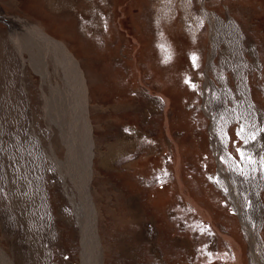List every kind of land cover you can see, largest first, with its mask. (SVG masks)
<instances>
[{"label":"rangeland","instance_id":"rangeland-1","mask_svg":"<svg viewBox=\"0 0 264 264\" xmlns=\"http://www.w3.org/2000/svg\"><path fill=\"white\" fill-rule=\"evenodd\" d=\"M0 14V264H264V0H0ZM131 130L140 150L111 159Z\"/></svg>","mask_w":264,"mask_h":264},{"label":"bare ground","instance_id":"bare-ground-1","mask_svg":"<svg viewBox=\"0 0 264 264\" xmlns=\"http://www.w3.org/2000/svg\"><path fill=\"white\" fill-rule=\"evenodd\" d=\"M1 15V14H0ZM3 15H1V17H2ZM0 17V18H1ZM4 19V18H3ZM16 22V21H15ZM33 27V26H32ZM48 39V38H47ZM46 40V39H45ZM47 42V41H46ZM52 43V42H51ZM55 43V42H54ZM53 45V44H52ZM55 47V46H54ZM53 50V49H52ZM56 51H55V53L56 54H58V56L60 55V57H61V59L63 60V62H64V64L67 66V68H68V72L70 73V75L72 76V79L74 80V82L72 81L71 82V85H72V88H73V90L74 91H76L78 94H76V97L78 96L79 98H78V103H77V105L79 106L80 105V108H82L83 107V100H84V95H85V88H84V84H83V80H82V78H81V75H80V73H79V71H77V69H76V67H75V64H74V62H73V60H72V58H71V56L67 53V51H65L61 46H57V44H56V49H55ZM133 92H136V94H137V90H133ZM152 93V92H151ZM139 94V96H141V98H143L146 102V104L144 105V107L145 106H147L148 108H147V112H149V111H152V110H155V109H157L156 108V102L157 101H160V102H162L163 103V110L165 111V114H166V117H167V114H168V108H167V106L169 107V105H168V100L166 99V98H160L159 99V97H145V95H144V93H138ZM152 95V94H151ZM237 95H240V98L243 96V94H240V92H238L237 93ZM129 96H131V92H130V95ZM239 98V99H240ZM132 101V100H131ZM161 107V106H160ZM155 108V109H154ZM253 111H252V113L254 114V116L256 117V119H257V121H258V127H259V131H261V133H264V114H262V113H260V112H258V111H256L255 109H252ZM80 114V113H79ZM157 114V113H156ZM158 115V114H157ZM152 116V115H151ZM76 117V116H75ZM86 126H87V124H86ZM86 126H84V128L86 127ZM85 129H87V127L85 128ZM129 130V129H128ZM126 131V130H125ZM136 133H137V131H133V130H131L130 131V133H126V132H124L123 134H122V136L119 138V140H118V142H116L115 143V147H113L112 148V150H111V153H110V158L112 159V158H117V157H121V155H123L124 154V156H127V155H132V154H134V153H136V152H138L140 149H135V151H134V149H130L128 152H127V149H126V146H127V143H129V142H133L134 141V139H136L137 138V136H136ZM138 134V133H137ZM82 137V136H81ZM171 139V138H170ZM152 145V144H151ZM134 152V153H133ZM169 154H168V156H164L163 158H165L164 160H168L169 159V157L170 158H176L175 157V151H174V149L172 148L171 150H170V152H168ZM124 156H123V158H124ZM109 158V157H108ZM84 160V159H83ZM108 160V159H107ZM107 160H105V163H107L106 161ZM170 160V159H169ZM88 161V160H87ZM260 161H261V163L264 165V147H261V149H260ZM87 162L85 163V169L87 168ZM125 165V164H124ZM263 175V174H262ZM153 176V174L152 175H150V178ZM149 178V177H148ZM149 178V179H150ZM180 184H181V188H182V190H183V186H182V183L180 182ZM82 199V198H81ZM187 199L188 200H190L189 199V197H187ZM87 202V201H86ZM88 203V202H87ZM192 204H193V202H192ZM86 205V204H85ZM193 206L196 208V210H197V206L195 205V204H193ZM128 208H129V211H130V217H131V221H134L135 223H137V230H136V236H138L140 239H142L143 241L144 240H146V241H148V243L149 244H151V242H152V231H151V229H150V223L148 222V221H146L145 219H146V216H145V219L144 218H142V217H140V214L137 212V210H136V207H135V205L132 203L131 205H128ZM91 209V208H90ZM84 209H81V210H79V211H83ZM88 210V209H87ZM89 211V210H88ZM84 212V211H83ZM91 212V211H90ZM89 212V213H90ZM79 213V212H78ZM89 213H86V211L83 213V216H82V220H81V222L79 223L80 224V226H82V227H80V229H81V234L82 233H84L85 234V239H83L84 237H82V239H83V244H82V246H83V248L85 247V246H87L88 245V243H89V241H90V237H89V233H88V231H86V229L84 228L85 227V225L87 226V218H86V216H88V214ZM91 214V213H90ZM65 216L66 215H64V218H65ZM78 216V215H77ZM77 216H76V218H77ZM89 216H91V215H89ZM79 217H81V216H79ZM79 217H78V219H79ZM93 217V216H92ZM66 218H70L69 216H66ZM66 221V220H65ZM91 230V229H90ZM93 232H91V234L90 235H93L92 234ZM92 237V239H93V242H95L94 241V237L93 236H91ZM135 239V238H134ZM229 239V238H228ZM96 240V239H95ZM85 241V242H84ZM87 241H88V243H87ZM92 242V241H91ZM177 246H180V247H184L185 249H187V251H189L190 249V247L188 246V245H185V243H184V241H182V240H176L175 241V247H177ZM84 252H86V251H84ZM152 254H154L155 252L154 251H150ZM191 252V251H190ZM83 256V255H82ZM88 256V255H87ZM153 256V255H152ZM154 257V256H153ZM94 261L91 263V264H99V260L97 261V259L96 258H94L93 259Z\"/></svg>","mask_w":264,"mask_h":264}]
</instances>
